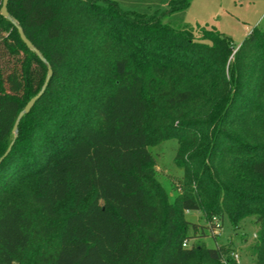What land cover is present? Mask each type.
I'll list each match as a JSON object with an SVG mask.
<instances>
[{"label": "trees", "instance_id": "1", "mask_svg": "<svg viewBox=\"0 0 264 264\" xmlns=\"http://www.w3.org/2000/svg\"><path fill=\"white\" fill-rule=\"evenodd\" d=\"M190 1L167 0L159 14L117 0H8L52 74L14 139L18 113L48 68L0 13V157L14 140L0 162V264H141L149 253L152 264H224L223 245L183 246L198 228L185 210H202L211 229L216 215L236 228L254 217L249 249L264 264V140L249 142L234 125L250 104L264 129V30L252 29L227 74L228 37H196L163 21ZM157 98L171 110L197 108L180 111L166 134L177 139L175 164L184 170L175 202L149 149L146 119ZM182 133L192 136L187 152ZM232 152L223 177L219 165Z\"/></svg>", "mask_w": 264, "mask_h": 264}, {"label": "rangeland", "instance_id": "2", "mask_svg": "<svg viewBox=\"0 0 264 264\" xmlns=\"http://www.w3.org/2000/svg\"><path fill=\"white\" fill-rule=\"evenodd\" d=\"M117 1L123 9L151 12L156 8L159 14H164L169 9L167 0ZM163 18L164 22L171 23L176 29L187 28L192 30L196 37H200L206 32L204 30H217L228 37L231 46L234 48L226 64V71L229 74V66L234 59V53L243 40L256 26L264 30V0H191L188 7L182 12L173 13L171 16L165 14ZM250 86L249 88H254L253 83ZM260 86L261 83L255 84L256 89ZM194 109H197L196 106L187 105L178 110H171L164 106L160 98L155 99L148 109L146 124L151 131L150 134L154 142L149 149L155 159L157 179L166 190L169 202H175L177 196L184 192L185 179L183 168L177 166L174 159L179 147L178 141L173 137H167L166 134L178 126L180 118L183 117L181 116L183 111L189 112ZM234 125H236V130L243 128L242 138L247 139V135L250 136V139H247L249 142H253L254 138H260L261 140L258 139L259 142L264 140V129L258 119V111L250 104L243 117L236 118ZM203 128L205 129L206 126ZM183 136L186 137L184 148L187 152L190 150L193 140L190 135L183 134ZM225 144L223 142L221 148H225ZM234 153L232 152L230 158L228 157L225 162L222 161V164L219 165L223 177L224 167H228L227 172L230 169L233 171L232 158ZM28 199L26 196L19 198V200H24L22 205L26 211L33 214L34 222L41 224L40 215ZM183 217L198 226L196 231H193L191 227L189 228L192 237L184 239V247L202 246L205 248L223 245L222 262L224 264H255V258L249 249L259 228L254 217L244 219L236 228L231 225L226 215L222 218L216 215L212 220L216 224L214 229H211V223L202 210H185ZM202 226H204V230ZM228 258H230L229 263H227ZM152 259L153 256L149 253L141 264H152ZM198 263L212 264L203 259L198 260Z\"/></svg>", "mask_w": 264, "mask_h": 264}, {"label": "water", "instance_id": "3", "mask_svg": "<svg viewBox=\"0 0 264 264\" xmlns=\"http://www.w3.org/2000/svg\"><path fill=\"white\" fill-rule=\"evenodd\" d=\"M7 4H8V0H2V4H1V7H0V13L2 16L6 17L7 19L11 20L13 22V24L17 27L18 29V32H19V36L21 38V40L26 44V46L28 48H30L31 50H33L35 52L36 55H38L41 60L47 65V68H48V75L46 77V80L42 86V88L40 89V91L35 94L34 96H32L28 102L25 104V106L23 107V109L18 113V116L16 118V121L13 125V128H12V131L14 133V139L16 138V136L18 135V125H19V122L21 121V119L26 115L28 114L31 109L33 108V106L35 105L36 101L42 96V94L44 93L46 87H47V84L49 82V79H50V76L52 74V68L50 66V64L47 62V60L45 59V57H43L39 50L32 44V42L26 37L22 27L18 24V22L13 19L11 16H10V13L8 11V8H7ZM14 140L11 142V144L9 145L8 149L6 150L5 154L3 156L0 157V162L1 160L3 159V157L10 151L11 147H12V144H13Z\"/></svg>", "mask_w": 264, "mask_h": 264}, {"label": "built area", "instance_id": "4", "mask_svg": "<svg viewBox=\"0 0 264 264\" xmlns=\"http://www.w3.org/2000/svg\"><path fill=\"white\" fill-rule=\"evenodd\" d=\"M186 244V243H185ZM226 264V263H225Z\"/></svg>", "mask_w": 264, "mask_h": 264}]
</instances>
